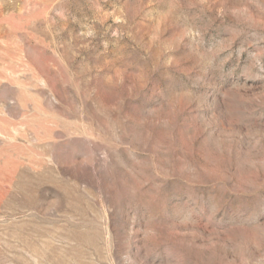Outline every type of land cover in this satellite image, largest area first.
I'll list each match as a JSON object with an SVG mask.
<instances>
[{"label":"rangeland","instance_id":"rangeland-1","mask_svg":"<svg viewBox=\"0 0 264 264\" xmlns=\"http://www.w3.org/2000/svg\"><path fill=\"white\" fill-rule=\"evenodd\" d=\"M0 264H264V0H0Z\"/></svg>","mask_w":264,"mask_h":264}]
</instances>
